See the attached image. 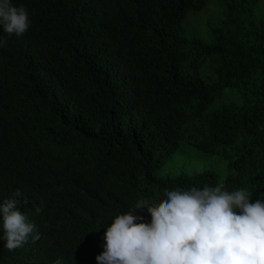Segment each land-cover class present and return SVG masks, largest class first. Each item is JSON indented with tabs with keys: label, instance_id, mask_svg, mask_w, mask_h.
I'll use <instances>...</instances> for the list:
<instances>
[{
	"label": "trees",
	"instance_id": "1",
	"mask_svg": "<svg viewBox=\"0 0 264 264\" xmlns=\"http://www.w3.org/2000/svg\"><path fill=\"white\" fill-rule=\"evenodd\" d=\"M261 1L217 0L206 44L184 24L210 0H12L30 27H0V203L15 198L40 239H0V264H97L112 219L166 190L264 199Z\"/></svg>",
	"mask_w": 264,
	"mask_h": 264
},
{
	"label": "clouds",
	"instance_id": "2",
	"mask_svg": "<svg viewBox=\"0 0 264 264\" xmlns=\"http://www.w3.org/2000/svg\"><path fill=\"white\" fill-rule=\"evenodd\" d=\"M25 7L0 0V27L10 37L30 27ZM0 35V47L6 43ZM159 203L140 200L115 216L104 232L97 264H264V199L250 203L245 189L205 184L166 190ZM14 197H22L17 189ZM26 202V201H25ZM15 198L0 203L4 247L13 251L40 239L36 225L17 207ZM144 209L150 223L135 215ZM37 213L40 207L35 209ZM52 264H63L57 258Z\"/></svg>",
	"mask_w": 264,
	"mask_h": 264
},
{
	"label": "rangeland",
	"instance_id": "3",
	"mask_svg": "<svg viewBox=\"0 0 264 264\" xmlns=\"http://www.w3.org/2000/svg\"><path fill=\"white\" fill-rule=\"evenodd\" d=\"M217 6V0H210V3L208 7L203 10L199 14H190L188 19L186 20L184 24V33L189 37V42L193 43L195 40H201L204 43H208L211 41L212 35L209 30V21L211 19L215 20L218 15L220 14H215L212 15L214 12L218 10L216 8ZM260 14L264 17V0L261 1L260 3ZM232 91H230L228 94H231ZM232 95H229L225 97L227 100L231 97ZM225 164H216L214 161H201L199 163V170H215V171H222V177L225 178L224 175V169H225ZM182 170H189L188 166H184L183 168H179L177 172L182 171ZM176 172V173H177ZM166 174L165 170H162L161 172H158L157 175L158 177H163Z\"/></svg>",
	"mask_w": 264,
	"mask_h": 264
}]
</instances>
